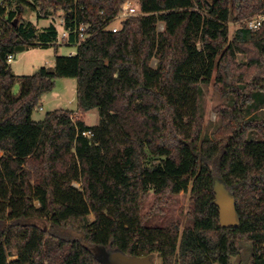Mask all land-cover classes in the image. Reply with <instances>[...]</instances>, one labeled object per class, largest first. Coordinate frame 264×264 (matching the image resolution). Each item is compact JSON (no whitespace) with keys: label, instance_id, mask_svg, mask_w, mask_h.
Instances as JSON below:
<instances>
[{"label":"trees","instance_id":"1","mask_svg":"<svg viewBox=\"0 0 264 264\" xmlns=\"http://www.w3.org/2000/svg\"><path fill=\"white\" fill-rule=\"evenodd\" d=\"M124 1L0 2V264H104L102 250L232 264L241 241L253 245L251 264H264V120L247 119L254 93L264 97V23L229 38L230 21L264 10V0H139L141 13L111 31ZM27 8L39 19L64 14V44L78 48L56 54L54 70L16 76L10 55L59 43L56 24L38 28ZM81 26L89 37L78 45ZM214 77L231 104L204 139L201 86ZM58 78L78 80L76 112L96 109L98 125L70 110L33 119ZM217 181L236 200L238 228L220 227ZM189 190L190 226L147 225L151 191L162 204Z\"/></svg>","mask_w":264,"mask_h":264},{"label":"rangeland","instance_id":"2","mask_svg":"<svg viewBox=\"0 0 264 264\" xmlns=\"http://www.w3.org/2000/svg\"><path fill=\"white\" fill-rule=\"evenodd\" d=\"M64 14L59 16L50 14L49 17L39 19L37 11L32 8H27L24 18L27 21L38 25L40 29L47 28L54 22L59 31V38L65 32L64 29ZM254 20L264 23V10L247 16L239 21H230L229 23V38L233 40L235 32L242 27L251 25ZM124 22V21H123ZM123 22L120 19H115L110 23L108 29L111 31H119L123 27ZM260 27V28H261ZM259 28V29H260ZM160 31H164V24L159 25ZM250 29V28H249ZM259 29H251L257 31ZM67 41H60L58 46H40L26 51L17 52L14 55V60L10 63L13 73L16 76H30L35 74L41 68H48L54 70L55 57L58 55H75L77 46H70L64 44ZM238 63L248 64V54H238ZM156 60L153 61L155 66ZM215 77L210 84H203L202 98H201V113L204 118V139H212L214 133L220 128L222 118L219 113V108L231 104V99L223 96L219 88L215 84ZM21 89V82H17L13 92L19 95ZM263 92L256 91L254 93V103L249 111L248 120L256 119L258 121L264 120V97ZM56 110H70L78 111V80L76 78H58L55 87L42 95L37 108L34 110L33 119L37 122L43 121L49 113ZM84 118V115H80ZM87 123L91 126H96L100 122L99 113L97 110L90 112L85 117ZM2 152H0V157ZM77 187L81 184L75 182ZM39 205V203H36ZM192 206L191 192H182L178 195H168L164 203L158 204L156 196L151 191L143 201L142 216L145 217L147 225L149 226H163L176 227L179 226L181 232L191 225L189 211ZM90 220H95V215L90 216ZM242 252L239 256L232 258V264H251L254 256V248L252 243L248 241H241ZM15 259V257H14ZM153 264H163L162 257L158 252L153 253Z\"/></svg>","mask_w":264,"mask_h":264},{"label":"water","instance_id":"3","mask_svg":"<svg viewBox=\"0 0 264 264\" xmlns=\"http://www.w3.org/2000/svg\"><path fill=\"white\" fill-rule=\"evenodd\" d=\"M216 205L219 208L220 227L238 228L236 200L226 186L217 181L215 184ZM104 264H153V254L147 256H128L121 251L102 250L99 256Z\"/></svg>","mask_w":264,"mask_h":264},{"label":"built area","instance_id":"4","mask_svg":"<svg viewBox=\"0 0 264 264\" xmlns=\"http://www.w3.org/2000/svg\"><path fill=\"white\" fill-rule=\"evenodd\" d=\"M141 13L140 11V3L139 0H125L122 8H121V12L119 13V15L117 16L116 19H120L122 22L129 19L130 17L133 16H137ZM262 25V22L259 20H254L251 25L249 26L250 29H259ZM87 29L88 26H81L79 29V38L80 41L78 42V45H80L83 41H85L88 37L89 34L87 33ZM69 37V33L67 31H65L61 38H59V42L60 41H67ZM14 60V55H10L8 58L9 63H11ZM80 116L79 114L76 112L74 115H72V119L73 120H77L79 119ZM82 136L88 139L93 138L94 133L91 130L88 131H84L82 132Z\"/></svg>","mask_w":264,"mask_h":264},{"label":"crops","instance_id":"5","mask_svg":"<svg viewBox=\"0 0 264 264\" xmlns=\"http://www.w3.org/2000/svg\"><path fill=\"white\" fill-rule=\"evenodd\" d=\"M3 1H5V0H0V2H3ZM34 25H35V24H34ZM37 27L40 28L38 25H37ZM45 27H48V26H45ZM75 54H76V53H75ZM70 55H71V54H70ZM94 110H96V109H94ZM94 110H91V111L85 113L84 116L86 117L88 113L93 112ZM78 114H79V112H78ZM85 117H84V121L86 122V124H88L87 121L85 120ZM88 125H89V124H88ZM90 126H91V125H90Z\"/></svg>","mask_w":264,"mask_h":264}]
</instances>
